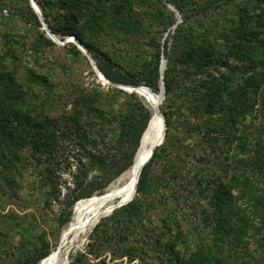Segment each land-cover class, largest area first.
Returning <instances> with one entry per match:
<instances>
[{
  "label": "trees",
  "instance_id": "trees-1",
  "mask_svg": "<svg viewBox=\"0 0 264 264\" xmlns=\"http://www.w3.org/2000/svg\"><path fill=\"white\" fill-rule=\"evenodd\" d=\"M15 1L23 13L9 12L14 25L0 31V174L12 184L8 174L23 168L21 152L28 147L49 161L54 147L69 146L55 162L62 169L75 163L72 186L63 195L72 207L107 193L111 181L130 169L152 113L136 92L116 86L59 90L46 74L50 67L66 71L79 58L89 59L73 42L53 41L29 0ZM146 1L35 0L53 34L61 41L74 36L113 82L158 92L166 59L159 105L164 140L142 167L134 197L100 219L84 251L68 264H91L104 247L112 261L126 255L154 264H264V255H255L258 248L264 251V0H166L182 22L166 42L156 33L148 37L151 54L136 73L129 68L115 74L123 57L111 45L142 30L132 7ZM164 4L148 11L161 36L177 22ZM56 48L65 57L55 62ZM48 52L53 64L45 72L21 69L24 55L40 65ZM103 94L126 97L117 139L106 144L83 126L95 124L99 132L112 126L101 107ZM57 105L69 115H52ZM176 112L183 113L178 132L172 131ZM70 214L59 217V226L68 224ZM39 249L24 250L16 264H40L52 252Z\"/></svg>",
  "mask_w": 264,
  "mask_h": 264
},
{
  "label": "rangeland",
  "instance_id": "rangeland-1",
  "mask_svg": "<svg viewBox=\"0 0 264 264\" xmlns=\"http://www.w3.org/2000/svg\"><path fill=\"white\" fill-rule=\"evenodd\" d=\"M162 4L166 5V0H147L144 4H135L132 7L133 14L140 20L142 30L139 31L140 33L136 32L135 36H131L127 40L125 37L120 36V42L114 40L112 43L111 46L114 47L117 56L123 57L122 63L116 66L114 65L113 67L115 74H123L124 70H128L129 68L132 69V72L136 73L138 71L139 62L149 58L151 54V49L146 44L148 37L156 33L161 41L166 42L169 35L173 33L176 25L182 22L181 14H179L175 8H172L169 4L164 8L163 5L164 10L169 9L175 12L177 22L171 27L170 32L167 31L161 36L160 25L150 19L148 11L153 12L156 7H161ZM18 6L19 3L16 4L15 0H0L1 33L9 31V27L14 25V23L11 24L7 19L9 12H14L18 15L23 13V11L20 12L19 9H16ZM15 27L17 28L16 32L22 34V29L24 28L23 24L18 22ZM146 30L148 33H146ZM170 44L169 41L168 46H170ZM49 53L50 52L43 57L40 65H35L34 62L31 61V58L24 55L21 69L31 68L45 72L46 68L53 64V58L48 55ZM52 54H55V58H57L55 62L61 61L65 57L64 50L61 48L54 49ZM53 67V69L50 67V70L47 71L46 74L49 75L50 82L54 83L59 90L63 89L64 93L73 90L77 85L82 89L86 88L88 90H90L92 86L95 87L98 83L100 88L104 90L109 86H113L111 84H103L96 73L95 75L91 73L93 69L91 63L84 58H79L74 61L66 71H62L56 64H53ZM142 86L146 85L142 84ZM137 96L152 113L150 103L140 94L137 93ZM178 97L179 96L175 98L179 99ZM124 100H126V97H106L103 94L100 100L102 103L101 107L106 112L105 116L108 117L112 126L106 127L105 130L103 129L102 132H99L98 126L95 124L92 126V129L88 123L83 125L87 132L98 137V141L101 144L113 143L117 139L119 133V112L125 109L123 105ZM57 107L59 109L55 110L54 107V109L51 110V114L54 116L58 113L57 111H65L62 105H57ZM176 107L177 105L172 104L169 108L171 110H176ZM184 112L188 113L186 110H184ZM66 114L69 115V113ZM91 119H93L92 115ZM182 119L183 113L176 112L175 115H173L172 131L178 132L181 130L180 124ZM100 124L101 126H106L103 122ZM66 147L59 148L57 151L54 147V152L51 154L49 161L43 160L34 148L28 147V149L22 150L21 152L25 160L23 168L20 167L19 171L8 174L9 178L14 179V182H11L12 184L6 182L3 175L0 174V264H16L24 250H31L32 245H36L40 248V251L45 249L54 251L59 245L62 233L69 226L70 221H72L77 205L79 204L75 205L74 203L75 206L73 205L70 207L63 198L64 193L67 192L65 186H72V174L75 171V163H72L67 169H62L55 162V157L59 156L63 151L67 152L69 146ZM129 151L130 149H128L127 155ZM119 163H122V161ZM159 168L160 166L154 167L155 171H158ZM128 169L119 177L115 178V180L111 181L107 186L108 189L106 188L107 191L111 190L116 185L125 183L128 178L127 176H129ZM68 212H71L67 222L68 224L59 226V217L64 218ZM91 231L92 228L87 232V236L84 237L82 243L69 252V257L75 255L79 251H84ZM25 238H27L26 242L23 240ZM253 246L254 243L252 248ZM255 255L257 257L264 255V251L258 248ZM111 257L110 249L104 247L100 252V257L92 258L90 263L113 264L114 262H122V264H154V260L152 259L143 263L136 257L130 260L126 255L121 257L118 256L114 261H112ZM103 260H105L104 263H101Z\"/></svg>",
  "mask_w": 264,
  "mask_h": 264
},
{
  "label": "bare ground",
  "instance_id": "bare-ground-1",
  "mask_svg": "<svg viewBox=\"0 0 264 264\" xmlns=\"http://www.w3.org/2000/svg\"><path fill=\"white\" fill-rule=\"evenodd\" d=\"M166 63V62H165ZM138 94L143 96L152 107V115L147 124L142 141L135 153L134 160L129 169V176L124 184H119L100 196L81 201L69 226L63 231L57 248L46 256L40 264H67L69 252L78 247L87 232L93 228L101 218L110 215L116 208L118 202H124L134 197L137 188V181L145 159L153 153L154 144L162 135L161 118L156 110L159 107L161 93L150 90L146 87L138 89ZM158 147V146H157Z\"/></svg>",
  "mask_w": 264,
  "mask_h": 264
},
{
  "label": "water",
  "instance_id": "water-1",
  "mask_svg": "<svg viewBox=\"0 0 264 264\" xmlns=\"http://www.w3.org/2000/svg\"><path fill=\"white\" fill-rule=\"evenodd\" d=\"M29 3L32 7V9L35 11V13L37 14L40 22H41V28L46 32V34L53 40L55 41L57 44L59 45H64L66 42H73L86 56L87 58L89 59L90 63H91V66L92 68L94 69L95 73L97 74L99 80L103 83V84H111L113 86H116L118 88H121L122 90L128 92V93H132V92H136L138 93V89L139 88H142V87H146L148 89L151 90L150 87L148 86H142V85H125V84H119V83H116V82H113L111 81L107 76H105V74L99 69L97 63L95 62L94 58L92 57V55L87 51V49L85 48V46L80 42L78 41L74 36H68L66 37V39L64 41H61L59 40L54 34L53 32L50 30V28L48 27L38 5L36 4L35 0H29ZM172 8H174L172 5H170ZM175 27V26H174ZM166 59L164 57H162V60H161V65H160V71H161V77H160V93H161V98H160V104L162 103L163 99H164V85H163V80H162V77H163V70L166 66ZM159 104V105H160ZM156 110L158 111V114L160 115V118H161V124H162V132H163V135L156 140L155 144H154V148H156L157 146H159L163 140H164V137H165V129H166V126H165V119H164V116L160 110L159 107H157L156 105ZM149 123V121H148ZM147 128V126H146ZM146 128L145 130L143 131L142 133V136L140 138V143L142 141V138H143V135L146 131ZM139 143V145H140ZM153 153H150L148 155V157L145 159V163L148 162V160L151 158ZM138 182V181H137ZM131 200V199H130ZM130 200H127V201H124V202H118L114 205V208L116 207H120L126 203H128ZM69 263V260L67 262V264Z\"/></svg>",
  "mask_w": 264,
  "mask_h": 264
}]
</instances>
